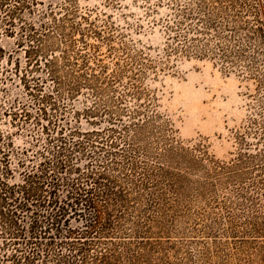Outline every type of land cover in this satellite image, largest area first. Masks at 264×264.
Masks as SVG:
<instances>
[{
	"label": "rangeland",
	"instance_id": "rangeland-1",
	"mask_svg": "<svg viewBox=\"0 0 264 264\" xmlns=\"http://www.w3.org/2000/svg\"><path fill=\"white\" fill-rule=\"evenodd\" d=\"M18 1L0 0V157L7 154L9 184L53 160L52 137L97 132L87 150L108 164L106 140L121 134L114 151L129 146L134 166L117 160L108 176L126 188L148 180L161 199L151 236L162 242L143 264H264V65L242 74L209 57L168 55L162 19L172 0H21L19 15L4 22ZM38 93L54 94L46 117ZM73 163L85 170L90 160L75 154ZM139 194L133 218L148 210ZM4 237L0 264L14 248Z\"/></svg>",
	"mask_w": 264,
	"mask_h": 264
},
{
	"label": "trees",
	"instance_id": "trees-1",
	"mask_svg": "<svg viewBox=\"0 0 264 264\" xmlns=\"http://www.w3.org/2000/svg\"><path fill=\"white\" fill-rule=\"evenodd\" d=\"M24 6L25 1L19 0L6 11L3 21L12 23ZM170 9L162 19L168 55L209 57L225 70L242 74L250 72L256 62L264 65V10L260 0H172ZM68 18L67 13L60 20L53 17L54 26L60 27ZM83 19L93 25L88 17ZM35 33L29 37L36 42ZM30 50L38 52L33 46ZM131 59L137 61L135 57ZM52 79L57 95H61L55 71ZM40 95L34 97L38 110L46 117V105L54 94ZM25 116L30 118L31 114L25 112ZM36 120L41 123L40 118ZM44 130L49 131L47 127ZM96 133H87L84 140L77 141L73 140L80 135L76 130H71V140L52 137L56 149H47L53 160L27 169L21 184H9L5 179L11 169L7 154L0 157V235L5 236L6 247L14 246L9 255H3L6 264H123L124 260L127 264H143L144 252L161 244V236H151L155 208L161 203L159 194L148 180L126 188L119 179L108 176V171L119 167L117 160L128 166H134V162L128 156L129 146L114 151L125 137L120 134V142L112 136L106 140L109 149L105 153L111 161L96 164V151L87 150L95 146L91 138ZM75 154L90 160L85 170L74 165ZM117 154H121L120 159ZM41 155L46 157L44 152ZM140 189L146 192L145 205L151 212L145 211L143 218H133L130 213L143 198ZM71 218L81 225L69 226Z\"/></svg>",
	"mask_w": 264,
	"mask_h": 264
}]
</instances>
